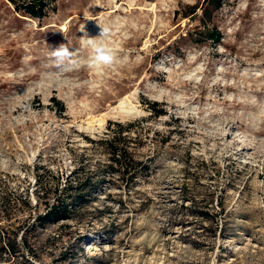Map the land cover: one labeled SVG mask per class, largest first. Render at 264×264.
<instances>
[{
  "label": "rangeland",
  "instance_id": "1",
  "mask_svg": "<svg viewBox=\"0 0 264 264\" xmlns=\"http://www.w3.org/2000/svg\"><path fill=\"white\" fill-rule=\"evenodd\" d=\"M198 1L57 0L34 18L0 0V224L27 236L0 264H264V0H226L219 43L189 36ZM99 24L118 62L91 68L81 28ZM61 43L77 67L52 63ZM110 122L135 123L146 174L102 179ZM68 175L99 182L72 217L33 225Z\"/></svg>",
  "mask_w": 264,
  "mask_h": 264
},
{
  "label": "trees",
  "instance_id": "2",
  "mask_svg": "<svg viewBox=\"0 0 264 264\" xmlns=\"http://www.w3.org/2000/svg\"><path fill=\"white\" fill-rule=\"evenodd\" d=\"M13 5L16 12L23 16L43 18L48 14L50 9L55 8L57 0H9ZM226 0H202L197 3L190 4L188 10L184 11V16L195 13L197 14L198 8L202 10L199 15L202 28H196L190 31L189 36L198 35L201 38H196V42H204L212 40L214 43H219L222 39V32L217 26L211 25L213 13L220 9ZM58 103L62 105L61 109H65V106L61 100L54 97ZM153 109V114L162 115L166 111L164 108H157L160 104L159 101L154 100L149 102ZM117 127H112L110 122L108 131L102 137L101 142L106 145L107 152L109 153V162L105 165V171L102 179H107L109 176H118L121 180L131 181L139 175H144L148 172L150 164L145 163L142 159L135 156L132 149L133 137L130 134L135 123L131 122L127 125L121 122H114ZM127 133L125 134V132ZM67 176L64 183H59L56 190L55 199L47 205V209L34 216V224L38 226H46L49 223H54L63 219L70 218L74 215L77 208H81L87 201V195L92 192V189L97 187L98 182H92L88 179L69 178ZM75 176V175H73ZM20 203V202H17ZM12 204L8 203L5 208H0V220L9 219L10 213L12 214V208H8ZM221 211L224 212V206L220 204ZM78 210V209H77ZM219 212L214 216L219 217ZM222 219L219 217V220ZM14 223L0 224V260H6L7 258L19 259L20 254L26 250L27 243L26 231H23L19 235L22 229L21 225L15 226ZM28 258L26 262H34L35 253L28 251ZM24 258V257H23Z\"/></svg>",
  "mask_w": 264,
  "mask_h": 264
},
{
  "label": "clouds",
  "instance_id": "3",
  "mask_svg": "<svg viewBox=\"0 0 264 264\" xmlns=\"http://www.w3.org/2000/svg\"><path fill=\"white\" fill-rule=\"evenodd\" d=\"M99 26V34L95 37L89 36L88 33L84 31V28H81V31L84 33L81 39V45L91 49V54L87 61L88 66L91 68L112 66L118 62L115 50L105 43L110 35V29L100 24ZM49 56L52 63L57 68H75L80 63V61L76 59L75 50L67 47L65 43H61L52 48Z\"/></svg>",
  "mask_w": 264,
  "mask_h": 264
},
{
  "label": "bare ground",
  "instance_id": "4",
  "mask_svg": "<svg viewBox=\"0 0 264 264\" xmlns=\"http://www.w3.org/2000/svg\"><path fill=\"white\" fill-rule=\"evenodd\" d=\"M105 116H106V113L105 112L102 113L98 117H95V116H92L91 115V116L88 117L87 122L89 124H91V125L94 123V121L98 122V124H102L104 122V120H105Z\"/></svg>",
  "mask_w": 264,
  "mask_h": 264
}]
</instances>
